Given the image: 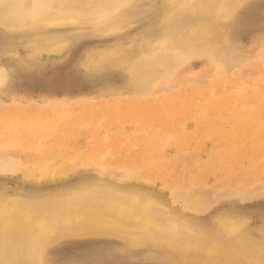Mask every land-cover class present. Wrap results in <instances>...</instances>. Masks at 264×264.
Returning a JSON list of instances; mask_svg holds the SVG:
<instances>
[{"label":"rangeland","instance_id":"rangeland-1","mask_svg":"<svg viewBox=\"0 0 264 264\" xmlns=\"http://www.w3.org/2000/svg\"><path fill=\"white\" fill-rule=\"evenodd\" d=\"M0 73V264H264V0H0Z\"/></svg>","mask_w":264,"mask_h":264},{"label":"bare ground","instance_id":"bare-ground-1","mask_svg":"<svg viewBox=\"0 0 264 264\" xmlns=\"http://www.w3.org/2000/svg\"><path fill=\"white\" fill-rule=\"evenodd\" d=\"M57 16H60V15L57 14ZM60 18L62 19L63 17H60ZM1 200L2 201H0V261L5 258V254L7 252V243L5 241V236L7 235V231L12 229L14 226L16 227V226H24L26 224H30L33 221V218L35 216L33 212H30L25 207L20 206L19 205L20 201L17 199H10L8 197H3ZM113 203L114 202L112 203L109 202L106 204H96L95 210L102 211V210L108 209ZM125 213L129 214L130 211L129 210L121 211L122 215H125ZM142 219L147 220L148 218L142 217Z\"/></svg>","mask_w":264,"mask_h":264}]
</instances>
